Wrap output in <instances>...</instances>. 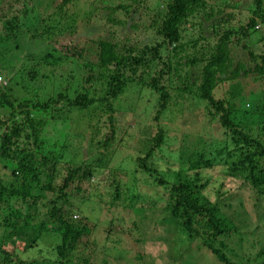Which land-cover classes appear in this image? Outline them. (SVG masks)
<instances>
[{"label":"trees","instance_id":"16d2710c","mask_svg":"<svg viewBox=\"0 0 264 264\" xmlns=\"http://www.w3.org/2000/svg\"><path fill=\"white\" fill-rule=\"evenodd\" d=\"M74 1L63 0L57 9L75 4ZM129 1L131 5L137 3ZM24 2L27 0H13L20 6L6 15L3 6L9 8L10 4L0 0V30L3 28L4 33L0 35V73L3 74H8L10 68L17 71L15 65L20 61L21 50L22 55L40 57L42 65L58 64L59 58L50 52H28L29 49L25 51L12 40L17 38L13 24ZM163 5L162 10L157 11L162 13L159 21L148 26L153 37L150 45L138 49L124 40L119 49L118 44L109 40L94 43L99 70L97 97L80 93L69 98L62 93L46 92L44 100L40 101L42 86L34 87L29 82L26 85L15 76L17 73L7 82H2L0 77V264H67L68 255L88 233L84 224L73 221L74 215L69 216L73 207L72 193H85L82 183L95 181L98 186L104 177L110 182H103L112 188L108 206L119 202L122 196L125 207L130 210L160 209L177 222L187 239H199L200 245L219 263L230 264L221 250L225 246L218 240L237 234L231 218L224 213L230 206L225 182H238V187H247L254 195L264 197V45L262 50L255 51L244 44L256 26L264 31V0H251L250 17L237 29L227 28L218 33L219 29L210 25L214 28L211 32L217 34L215 43L197 46L195 40L192 46L199 52L191 49L188 56H181L187 49V43L181 42V28L204 3L165 0ZM116 9L124 13L130 12L127 9L133 10L132 6L122 5ZM106 17L114 24L111 16ZM207 17L205 14L203 19ZM241 41L244 58L234 62L232 49ZM6 48L12 49L14 58L5 60L9 52ZM15 54L18 57L15 58ZM2 59L5 62H1ZM192 69L196 70L193 78ZM26 75L32 81L35 79L34 70ZM14 76L19 90H14ZM169 76L178 82L173 94V88L169 90ZM52 77L50 74L45 79ZM90 77L93 78L88 74L84 82L88 83ZM143 77L149 78L143 81ZM237 81L245 86L254 85L255 90L250 89L245 96L240 92L239 95L226 94L225 89L221 92L223 86L228 84L230 88ZM135 85L156 95L153 119L157 122L153 124L155 132L141 137L127 154L128 144L133 141L130 129L115 133L112 103L126 88ZM171 99H191L198 104L203 118L208 121L206 130L213 132L211 124H214L220 131L219 138L211 135L212 141H198L200 148L195 145L189 155L181 149L169 150L167 129L159 121L168 111H173L175 103L170 102ZM60 103L63 108H58ZM240 103L242 106L238 108ZM245 105L250 106L249 110L244 109ZM72 113H83L81 123L88 136L74 133L79 118L70 117ZM47 130L53 132L52 138L43 135ZM171 141L173 143L174 138ZM81 143L89 152L83 159H79L80 151L74 150L80 148L76 144L81 146ZM126 160L131 169L123 171L120 167ZM120 173L126 174L130 182L120 185L116 179V174ZM119 186L124 187L123 191L119 192ZM143 186H150L155 195L142 190ZM48 194L50 198L45 202ZM90 196L93 195L86 196L85 200ZM37 204L45 209L46 220L35 219ZM30 220L35 224L28 226ZM44 234L58 240L52 249L53 262L20 259L11 262L18 252L25 253L36 247ZM214 244L219 247H213ZM6 247H10V251ZM252 261L243 264H256ZM82 263L90 264L85 259Z\"/></svg>","mask_w":264,"mask_h":264},{"label":"rangeland","instance_id":"374dc122","mask_svg":"<svg viewBox=\"0 0 264 264\" xmlns=\"http://www.w3.org/2000/svg\"><path fill=\"white\" fill-rule=\"evenodd\" d=\"M62 1L27 0L24 2L13 24L16 26V30L13 32L17 31L15 33L17 38H12L14 43L22 45L25 51L27 49H29L28 52L36 50L37 54L40 51L41 53L50 52L54 57L59 58L58 64L42 65L39 63L40 57L22 55L23 50H21V52L18 51L20 61L15 65L17 71L10 68L8 74L0 73L2 82H7L13 73H17L15 76L25 81L26 85L29 82L34 87L42 86L40 101L44 100L43 96L46 92L53 95L62 93L69 98L80 93L97 97L96 79L99 70L96 67L97 58L94 43L98 40H109L118 44L119 49L124 40H128L129 44L138 47V49L150 45L153 37L148 26L152 22L159 21L162 13L157 11L162 10L165 2V0H135L137 1L136 5H131L129 0H75V4L65 5L61 10H58L57 7ZM201 1L204 3V7L197 14L189 17L181 28V42L187 43L185 54H181V56H188L191 49L194 52H199L192 46V42L195 40L198 42L197 46H211L215 43L217 34L211 32L214 28H211L210 25L216 26L219 33L227 28L237 29L238 25L245 24L250 17L251 0ZM5 3L10 4L9 8L3 6V12L7 11L6 15L20 6L19 3L14 4L13 0H5ZM119 5L132 6L133 10L127 9L130 12L124 13L116 9ZM205 14H208L206 20L203 19ZM108 15L111 16L110 21L114 24L109 22L106 17ZM52 27V30L45 32ZM254 29V32H250L251 37L246 39L244 44L250 46V49L259 51L264 45V31L261 26H256ZM2 31L3 28L0 30V35L4 34ZM201 37L203 40H200ZM15 40H18V43ZM240 46H242V41L235 44L232 49L234 62H241L244 58V52ZM6 50L9 52L6 54L5 60L14 58L12 49L6 48ZM16 57H18L17 54H15ZM5 60L2 59L1 62H5ZM89 66H92V71H89ZM31 70L35 71L33 81L26 75ZM191 73H193L191 74V78H193L196 70L192 69ZM50 74L54 77L46 81L45 77ZM88 74H91L93 78L90 77V81L85 83L84 79ZM15 76L12 84L17 87L14 90H19ZM147 78L143 77V81H146ZM168 78L169 90L171 91L170 88H173V92L171 91L173 94L178 82L173 76ZM138 88L136 85L129 86L112 103L115 133L118 135L124 130L130 129L129 134L133 141L128 144L127 154L131 152L137 141H141V137L155 132L153 124L157 122L153 119L156 95L150 90ZM224 89L226 94L230 92L239 95L240 92L245 96L251 91L250 89L255 90V86L250 84L245 86L237 81L230 88L228 84L223 86L221 92ZM170 102L175 103L171 108L174 112L168 111L166 116L159 121L167 129L169 150L181 149V152L189 155L195 145L200 148L198 141H212L211 135L219 138L220 131L214 124L211 126L216 134L206 130L205 125L208 121L203 118V112L198 104H194L191 99L186 101L171 99ZM241 106V103L238 104V108ZM60 107L63 108L62 103L58 105V108ZM249 108L248 105L244 106L245 110H249ZM73 114H70V117L75 118L77 115L76 118L80 119H77L74 133L81 132L88 136L85 125L81 123L83 113H77L74 116ZM85 114L86 112L84 116ZM74 126L75 124L72 123L71 128ZM207 133L210 135L205 136ZM43 135L52 138L53 132L43 131ZM172 138H174L173 143ZM76 146L80 147L74 149L80 151L78 152L79 159L85 158L89 152L86 151L84 143H81V146L76 144ZM117 162L115 161V163ZM120 169L130 170L131 165L127 164L126 160L121 164ZM116 177L120 185L130 182L126 174L125 176L121 173L116 174ZM101 181L98 186L95 181L93 183L90 181L91 184L90 182L82 183L81 187L85 193L83 191L78 193L73 191L72 193L73 207L69 216L74 215L73 221L84 224L88 228V233L82 237L74 251L68 255L67 264H83V259L90 264H222L200 245L199 239H187L185 234L180 231L177 222L166 217L162 210L152 211L150 208L146 211L144 209L130 210L125 207L126 203L122 196L118 200L119 202H113L111 206H108L112 188H108L104 183L110 182L105 177ZM238 185V182H225L230 206L224 210V213L231 218L232 221H230L235 225L237 234H232L227 238L220 237L218 240L225 246V249L221 250L230 264H243L244 261L251 259L256 264H264V197L254 195L251 189L238 187ZM123 189V186H119V192ZM143 189L150 195H155L150 186H143ZM106 192H108V196ZM88 194L93 196H90L86 201L85 197L89 196ZM49 198L48 194L45 202ZM37 209L38 218L35 217V219L46 220L45 209L38 204ZM34 224L35 222L30 220L28 226ZM57 241L53 235L44 234L36 247L28 249L25 253L18 252L17 257L12 256L11 262H15L17 259L24 262H39L40 260L53 262L52 249ZM213 247L218 248L219 245L214 244ZM2 248L4 249L5 246ZM6 248L10 251V247Z\"/></svg>","mask_w":264,"mask_h":264}]
</instances>
